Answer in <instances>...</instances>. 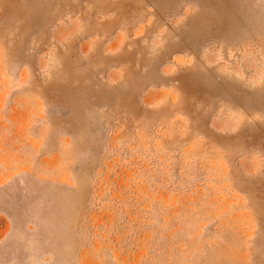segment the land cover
I'll return each mask as SVG.
<instances>
[{"label": "rangeland", "instance_id": "1", "mask_svg": "<svg viewBox=\"0 0 264 264\" xmlns=\"http://www.w3.org/2000/svg\"><path fill=\"white\" fill-rule=\"evenodd\" d=\"M0 264H264V0H0Z\"/></svg>", "mask_w": 264, "mask_h": 264}]
</instances>
